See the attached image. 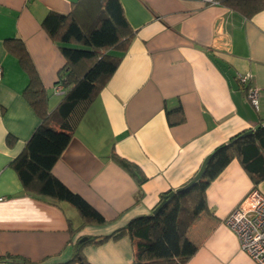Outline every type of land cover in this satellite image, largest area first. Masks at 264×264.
<instances>
[{"label": "crops", "instance_id": "obj_1", "mask_svg": "<svg viewBox=\"0 0 264 264\" xmlns=\"http://www.w3.org/2000/svg\"><path fill=\"white\" fill-rule=\"evenodd\" d=\"M118 1L132 30L129 45L52 167L103 217L96 223L68 202L26 192L10 164L39 116L23 93L31 76L9 46L23 44L53 110L62 96L53 85L66 61L41 22L53 11L88 28L100 0H0V264H16L11 257L67 264L81 238L110 235L151 214L162 193L193 181L216 147L264 123V9L247 17L201 0ZM245 74L256 105L239 80ZM167 111L183 120L169 124ZM252 189L264 195V178L254 183L233 158L205 189L207 209L187 231L196 251L183 264H256L225 223ZM81 253L89 264L133 261L127 235L85 243Z\"/></svg>", "mask_w": 264, "mask_h": 264}, {"label": "trees", "instance_id": "obj_2", "mask_svg": "<svg viewBox=\"0 0 264 264\" xmlns=\"http://www.w3.org/2000/svg\"><path fill=\"white\" fill-rule=\"evenodd\" d=\"M100 3V10L88 28H83L70 14L53 11L48 12L41 22L50 38L59 43L66 61L58 77L66 89L51 111L47 108V94L28 61L25 47L17 40L16 45L9 46L31 76L23 93L39 116V123L10 164L26 192L53 201L68 202L84 221L96 223L103 222V217L80 195L61 183L53 175L52 167L67 146L80 114L117 68L132 35L119 1L100 0ZM219 3L247 17L264 9V0H219ZM169 114L167 111L171 125L183 120V116L171 119ZM242 134L232 136L227 143L213 150L200 177L174 192L162 193L151 214L131 219L125 227L110 235L85 238L79 242L67 264H89L81 253L82 245L122 235H127L133 245L131 264H183L196 251V245L188 239L187 231L207 209L205 189L210 181L233 158L239 159L254 183L264 178V123L250 133ZM113 157L139 176L140 181L143 180L135 166ZM0 261L5 262V258H0ZM26 261L25 258L11 257V262L16 264H26Z\"/></svg>", "mask_w": 264, "mask_h": 264}, {"label": "built area", "instance_id": "obj_3", "mask_svg": "<svg viewBox=\"0 0 264 264\" xmlns=\"http://www.w3.org/2000/svg\"><path fill=\"white\" fill-rule=\"evenodd\" d=\"M201 1L209 4L219 3V0ZM250 77L249 74L241 75L239 80L246 87L249 100L256 105L257 91L250 85ZM53 90L56 94L64 93V85L59 78L53 85ZM225 223L235 233L240 249L256 264H264V195L259 190L252 189L230 212Z\"/></svg>", "mask_w": 264, "mask_h": 264}, {"label": "water", "instance_id": "obj_4", "mask_svg": "<svg viewBox=\"0 0 264 264\" xmlns=\"http://www.w3.org/2000/svg\"><path fill=\"white\" fill-rule=\"evenodd\" d=\"M248 133H250V130L244 132L242 135H246V134H248ZM207 159H208V157L205 158V160L203 161V163H202L200 169H199L198 172L195 174L193 181H194L195 179H197L198 177H200V175L202 174V171H203V169H204V166H205V163H206ZM190 183H191V182H190ZM169 195H171V194H169ZM84 239H85V238H81V241L84 240Z\"/></svg>", "mask_w": 264, "mask_h": 264}, {"label": "rangeland", "instance_id": "obj_5", "mask_svg": "<svg viewBox=\"0 0 264 264\" xmlns=\"http://www.w3.org/2000/svg\"><path fill=\"white\" fill-rule=\"evenodd\" d=\"M75 46V45H74ZM76 47H81V45H76Z\"/></svg>", "mask_w": 264, "mask_h": 264}]
</instances>
